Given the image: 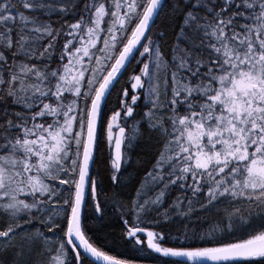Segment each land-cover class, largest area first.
<instances>
[{"label":"snow or ice","instance_id":"1","mask_svg":"<svg viewBox=\"0 0 264 264\" xmlns=\"http://www.w3.org/2000/svg\"><path fill=\"white\" fill-rule=\"evenodd\" d=\"M0 264H264V0H0Z\"/></svg>","mask_w":264,"mask_h":264},{"label":"trees","instance_id":"2","mask_svg":"<svg viewBox=\"0 0 264 264\" xmlns=\"http://www.w3.org/2000/svg\"><path fill=\"white\" fill-rule=\"evenodd\" d=\"M97 167H98V170H100L101 175H103V168H102V165H98Z\"/></svg>","mask_w":264,"mask_h":264}]
</instances>
